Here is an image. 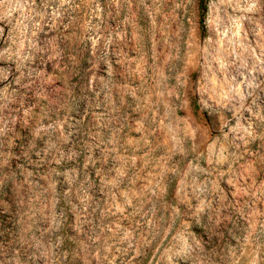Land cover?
I'll use <instances>...</instances> for the list:
<instances>
[{
  "label": "rangeland",
  "instance_id": "rangeland-1",
  "mask_svg": "<svg viewBox=\"0 0 264 264\" xmlns=\"http://www.w3.org/2000/svg\"><path fill=\"white\" fill-rule=\"evenodd\" d=\"M204 25L0 0V264H264V0Z\"/></svg>",
  "mask_w": 264,
  "mask_h": 264
},
{
  "label": "trees",
  "instance_id": "trees-1",
  "mask_svg": "<svg viewBox=\"0 0 264 264\" xmlns=\"http://www.w3.org/2000/svg\"><path fill=\"white\" fill-rule=\"evenodd\" d=\"M209 0H197V9H198V14H199V20L201 24V28L204 31L205 30V25H204V17L207 11V3ZM194 108L197 107L195 102H193Z\"/></svg>",
  "mask_w": 264,
  "mask_h": 264
}]
</instances>
